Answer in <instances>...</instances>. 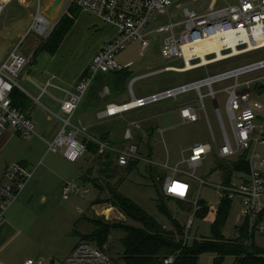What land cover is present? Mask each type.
<instances>
[{
    "label": "rangeland",
    "instance_id": "obj_1",
    "mask_svg": "<svg viewBox=\"0 0 264 264\" xmlns=\"http://www.w3.org/2000/svg\"><path fill=\"white\" fill-rule=\"evenodd\" d=\"M175 1L181 3L182 9L188 7L196 9L199 12H201L202 8H210L214 3V0H204L196 4L183 2V0ZM236 2L237 0H217L215 8L218 9ZM51 3L52 0H43V4L46 7L45 10L49 8ZM37 4L38 0H10L0 15V64L8 56L10 48L12 49L21 43L20 49L23 53L34 54L33 62L28 66L23 77L29 76L38 86L45 87L48 82L56 86L47 87V91L44 93L41 89H38V86H35L37 89L35 96L40 97L35 101L33 112L36 134L40 130V124H36L37 120H42V127H44V123H47L46 127L49 130L51 129L45 119L49 116L50 112L44 107V104L48 101L53 103L52 100H49V95L52 94L57 98L61 97L63 93L56 89L58 86L65 90H73L80 76L90 65L95 52H98L97 50L108 39L109 31H115L114 28L96 15L80 8L74 14L73 8L66 13H63L61 9L62 13L60 12L58 20L52 23L54 26L50 34L41 35L33 30L28 33L31 27H33ZM67 17H73L74 22L57 52L52 54L48 50H42L57 35L59 27H63V21ZM166 19L182 21V13L180 10L172 12ZM161 39L151 37V45L143 54L141 53L140 42L135 41L118 56V60L122 64H131L130 68L134 71L123 84V89L119 93L114 92L111 96V98L117 97L115 101L118 104L131 101L132 92H135L137 96L140 93L147 94L155 90L193 82L210 74L236 69L264 59V49H260L188 72L165 71L166 67H181L183 62L181 59L168 60L162 56ZM158 70L162 71L157 72ZM151 71H155L156 73L134 80L136 76ZM106 76L108 81L117 80L116 76L111 74H106ZM23 77L19 81L24 85L22 81ZM259 77H264V69L249 73L240 80L245 81ZM262 82L264 83V80ZM231 83L230 81L219 82L214 86L225 121H228V119L225 105L226 93L223 89ZM91 89L87 91L86 98ZM253 90L254 95L257 97L261 88L254 87ZM207 92L208 89L204 88L203 93L206 94ZM194 93L196 92H190L175 100L165 101L163 105H158L153 109L147 107L144 109L140 108L139 110L136 109L137 111L133 110L134 112H128L129 114L124 113V118L116 119L115 123H113L115 130L113 135L108 136L107 142L115 143V147L119 148V150L126 149L131 143L137 144L142 156L138 167L131 172H125V168L117 167L115 173L118 176L115 177H110V175L102 172L104 171L102 164L96 156L88 152L77 163H72L65 159L63 148L57 152H48L46 148H41L44 142L37 135L33 139L17 138L15 142L10 144L4 150L2 156L5 157L6 155V160L11 164L21 161L19 157L24 152L25 147L36 145V148H40V151L33 158L36 164L30 179L33 185L32 190L35 193L28 197L24 195V199L20 200L17 216H21L23 220L21 225L18 226V231L11 232L14 229H10L5 235L4 242L0 243L1 252L4 254L1 259L8 264H23L29 260H42L46 264L54 260L56 264H62L67 254L74 249L77 242L81 241V236L87 240L92 239V236L90 237L86 234H89L93 230V226L91 223H88L89 221L83 223L84 218L87 217V219L93 221L98 219L105 225L109 224L110 226L136 224L110 203L96 204L100 194L99 189L92 181L85 182L80 179L88 171L91 172L90 176L93 179L100 182L106 188L103 195L105 199L109 197L107 184L117 187L122 178H124L119 186V191L136 202L159 223L166 226L170 224L169 219L157 209L156 174L162 173L164 177L175 176L176 178L188 180L192 185L190 200L195 201L200 199L206 201L210 207L208 217L198 219L194 216L193 210H182L175 202H171L169 208L177 219L187 227L190 243L194 239L201 240L211 237L218 210L224 200L214 185L230 180L237 182L241 177L246 175L239 172L240 170L232 171L233 164L241 160V158L237 157L228 161H221L214 153H210L204 159L202 165L195 171L190 169L187 163L184 162V159L189 155L190 148L194 144L211 141V129L202 110H200V120L196 123L183 124L179 116L177 117V111L184 102L192 100L195 104L197 103V100H195L196 94ZM84 102L85 97L80 107H83ZM205 106L212 129L218 133L217 114L211 97L205 99ZM161 112L162 114L166 115L168 113L170 115L166 116V122L160 123V128L163 131L161 132L159 129H156L153 134L154 120L150 116L160 114ZM63 116L65 115L63 114ZM76 117L74 121H76ZM131 119L139 121L138 123L141 124L142 129L134 131L133 140H127L126 138L124 139L125 126L129 121L131 122ZM58 122L59 126H62V120L58 119ZM152 149L153 152H150ZM150 153L153 165H151V168L155 167V170H150V164L145 161V158ZM260 153L264 154V147L260 149ZM4 160L3 158L0 159V170L1 162ZM49 164L53 166L52 171L55 172L47 169ZM39 165V170H37ZM113 166H116L115 154ZM228 169H231L230 175L228 174ZM261 172L264 174V168L261 169ZM191 174L207 181V184L201 187L199 180L192 177ZM227 174L229 176H226ZM66 182L89 189V192L85 197L74 191L68 193L65 188ZM261 198L264 202V193ZM231 201V207L222 230L223 236L228 239L235 237V232L242 225L244 219L241 199L236 197ZM123 236V230H112L109 234L108 242L105 248H103L116 261L120 260L122 253L121 239ZM252 241L255 245L264 248V233H254ZM214 257L215 255L212 253H204L201 255L198 264H213ZM234 260L235 257H226L223 264H232Z\"/></svg>",
    "mask_w": 264,
    "mask_h": 264
},
{
    "label": "built area",
    "instance_id": "obj_2",
    "mask_svg": "<svg viewBox=\"0 0 264 264\" xmlns=\"http://www.w3.org/2000/svg\"><path fill=\"white\" fill-rule=\"evenodd\" d=\"M10 0H0V15ZM204 0H183L196 4ZM210 8H202L201 12L188 7L181 8V3L175 0H66L63 13L78 7L88 11L115 29L116 35L105 43L93 56L90 65L81 76L77 87L67 91L66 97L60 100L62 127L58 136L49 142L48 150L57 152L63 148L64 157L72 163H77L87 151L86 139L98 143L101 149H109L118 153V165L126 167L131 161L141 159L137 144L131 143L126 149L119 150L88 136L87 128L82 123L74 121L83 99L98 75L120 72L131 67L122 64L118 56L133 42H140L143 54L151 45V37L161 39V54L165 59H181L183 65L166 67L165 71L188 72L200 67L220 63L256 50L264 49V0H237L215 8V2ZM43 0H38L37 12L34 17L32 30L37 34L48 35L53 30L52 23L45 16ZM64 8V9H63ZM180 10L182 21L166 19L170 13ZM62 13V11H61ZM45 21H48L46 24ZM230 34L237 38L227 41ZM217 42L219 50L206 47L204 57L195 52L197 47ZM21 43L13 47L6 59L0 64V137L13 129L22 138L31 139L36 134L33 119L21 109L13 105L11 94L15 87L20 88L19 79L33 62L34 54H25L20 49ZM264 69V59L248 65L230 69L217 74H210L193 82L169 87L144 97H136L132 92V100L123 104H110L100 112V117L117 116L132 110L145 108L169 100L178 99L190 92H196L197 103L187 100L179 108V117L183 124L196 123L200 120V110L211 129L210 142L196 143L190 148L188 157L184 159L194 171L202 165L210 153L221 160H231L245 156L250 172L237 182L230 180L214 185L222 199L233 200L238 197L242 201V225L236 230L235 238H240L242 232L252 236L254 233H264L263 212L264 202V77L241 81L242 77L252 72ZM139 78V77H137ZM135 78L134 80H136ZM29 80H31L29 78ZM133 80V81H134ZM230 81L223 89L226 93V114L228 121L222 116L216 83ZM254 87L261 88L259 98L254 95ZM207 88L208 92L203 93ZM211 97L217 114L219 130L216 133L211 126L205 99ZM261 98V99H260ZM200 102V104H199ZM228 122V123H227ZM141 124L129 122L125 129V138L134 139V131L141 129ZM152 164V160L145 158ZM33 172L23 164L15 162L8 165L0 179V224L6 219L12 205L18 200L30 181ZM192 177L197 178L194 174ZM200 186L207 181L197 178ZM179 184L183 189H175ZM66 191H74L85 197L89 189L67 183ZM164 193L180 200H190L192 185L186 179L167 176L163 184ZM199 200V199H198ZM198 200L192 201L198 208ZM243 230V231H242ZM167 264L174 263V257H169ZM23 264H44L42 260H29ZM62 264H119L103 251L96 243L80 241L65 258Z\"/></svg>",
    "mask_w": 264,
    "mask_h": 264
},
{
    "label": "trees",
    "instance_id": "obj_3",
    "mask_svg": "<svg viewBox=\"0 0 264 264\" xmlns=\"http://www.w3.org/2000/svg\"><path fill=\"white\" fill-rule=\"evenodd\" d=\"M71 9H73L75 14L78 7H72ZM63 22V27H59L57 35L53 37L42 50H48L52 54L57 52L65 36L71 29L74 18L67 17ZM131 74L132 73L129 72L128 69L113 73L117 78V80H115L116 88H120V85L124 84ZM11 97L13 105L26 113L24 111V105L27 101L25 93L19 87H15ZM107 139V135H102L100 140H97L106 143ZM85 143L87 148L86 152L96 156L102 164L104 170L102 172L106 175H110V177L118 176V174L115 173L116 168L120 167L117 161L119 156L118 153L105 151L108 149H101L100 145L92 140L87 139L85 140ZM107 144L111 147L115 146V143L107 142ZM114 154L116 166H113ZM148 156L150 158L151 153ZM139 162L140 159L131 161L126 167H124L125 172H131L136 169ZM151 165L152 164L149 165L150 170L155 168H151ZM233 165L234 167L232 171L240 170L239 172H242L245 175L250 172L249 166L245 161V156H242L240 162H236ZM221 168L223 169L222 166ZM228 170V174L230 175L231 169ZM85 174L90 177V181H92L99 189L100 194L96 204L108 202L113 207H116L129 220L136 223L134 225L122 224L110 226L109 224L105 225L98 219L93 221L87 219V217L84 218L83 223L89 221L88 223H91L93 226V230L89 234H86L90 237L92 236V239L87 240L80 235L81 241L87 240L94 242L103 251H105L103 248H105L109 234L112 230L121 229L124 231V236L121 239L122 253L120 255V260L116 261L112 258L115 262L119 264H167L165 261L169 257H174V263L172 264H198L202 254L212 253L215 255L213 264H223L225 258L229 256L235 257L232 264H264V248L253 243V235L250 236L242 230L243 232L240 238L234 237L228 239L223 236L222 230L231 207V200H223L218 210L217 219L213 225L212 236L201 240L194 239L190 243L187 227L177 219L173 211L169 208V204L175 202L180 209L188 211L193 210L196 218L205 219L210 212L209 204L206 201L199 199L198 208H195L191 200H188V204L187 200H180L166 195L162 188L166 177H164L162 173L156 174L155 181L157 182L156 186L158 193L156 198L157 209L162 215L169 219L170 224L166 226L159 223L146 210L119 191V186L124 178H122V181L117 187L107 184V193L109 194V197L105 199L103 195L105 194L106 188L90 176V171ZM228 174L226 176H229ZM105 252L107 253V251Z\"/></svg>",
    "mask_w": 264,
    "mask_h": 264
},
{
    "label": "crops",
    "instance_id": "obj_4",
    "mask_svg": "<svg viewBox=\"0 0 264 264\" xmlns=\"http://www.w3.org/2000/svg\"><path fill=\"white\" fill-rule=\"evenodd\" d=\"M109 33L110 34L108 36V39L104 42V44L107 43L108 41H110L116 35L115 31H113V32L109 31ZM10 50H11V48H10ZM96 53L97 52H95V54ZM128 70H129V72L134 73V71L131 68H128ZM162 70H160V71L158 70L157 72H161ZM154 73H156V72L155 71H151V72H148L146 74H141L139 76H136L135 78L144 77L145 75L147 76V75H151V74H154ZM107 74L113 75V73H107ZM24 75H22L21 77H23ZM81 76H80V78H81ZM29 78H30L29 76H27L26 78L23 77L22 81H23L24 85L22 84L21 81H19V84H20L19 86H20V89L25 93V95L27 97V101H26V103L24 105V111L28 114V116H30L33 119L35 101H37L40 97L35 96L36 95L35 91H37L36 87L38 85L31 78H30L31 80H29ZM80 78H79V80H80ZM79 80L77 81V84H78ZM77 84H76V87H77ZM52 86L53 85H51V83L48 82L47 86H45V87L38 86V89H41L43 91V93H44V92L47 91V87H52ZM53 87H56V86H53ZM76 87H74L73 90H75ZM123 87H124V85L122 84V85H120V88H116L115 80L114 81H111V80L108 81L106 74L105 75L104 74L98 75L95 78V81L93 82V84L89 88V90L91 88L92 89L89 92L87 98L85 96V102L83 104V107H79V109H78V111L76 113V116H77L76 117V121L82 123V125L87 128L88 136L100 140V137L102 135H107V136L113 135V132L115 130L113 123H115L116 119L124 118L125 114L117 115V116L100 117L99 113L104 111L106 109V107L108 105H110V104H118L117 101H115L117 97H112L111 98V96H112V94L114 92H118L119 93L123 89ZM167 88H169V87H167ZM56 89L63 93L62 96L57 98L56 96L50 94L49 95V100H52L53 103L51 101H48V102H46L44 104V107L46 108V110L48 112H50V114L53 116L52 117L49 114V116L45 118L46 122L49 123V128H51V129L49 130L48 127H46L47 123H44V127H42V124H43L42 120H37L36 124H40V130H38L39 132H37V134H35V136H34V137H36V135H37V136L41 137L42 141L44 142L41 145V148H43V149L46 148V150L48 152H51V150L49 151L47 149V147L50 146L49 142L54 140L58 136V134H59V132L61 130V127H62V126H59L58 119L62 120V118L65 117V116H63V113L61 112L60 100H62V99H64L66 97L67 91H73V90H68V89L65 90V89H63V88H61L59 86ZM164 89H166V88H164ZM164 89H162V90H164ZM157 91H161V89L160 90H155L153 92H149L147 94L140 93L138 96L136 95L135 92H133V95L138 97V98H140V97L147 96V95L152 94V93L157 92ZM40 96H41V94H40ZM123 103H127V102H123ZM123 103H121V104H123ZM163 104L164 103L151 105V106H148L147 108L153 109L156 106L163 105ZM142 109H144V108H142ZM137 110H139V109H137ZM129 113H131V111ZM129 113H126V114H129ZM168 115H170V114L167 113L165 115V114H162V112H161L160 114L158 113V114H154L153 116H150V118L151 119L153 118V120H154L153 121L154 128L152 129V133L153 134H154L156 129H159L161 132L163 131L160 128V123L163 122V121L166 122V120H167L166 116H168ZM178 116H179V109L177 111V117ZM131 121L139 122V121H136V120H133V119H131ZM129 122L126 124L125 129L127 128ZM141 129H139V130H141ZM17 138H22V137L16 131H14L13 129H8L0 137V157L5 159L3 162H1L0 179H2L6 167L11 164V163L8 162V160H6L7 159L6 155H5V157L2 156L3 152L10 144L15 142ZM79 139H81L83 141L87 140L86 136L85 135H81V134L79 135ZM124 139H125V137H124ZM112 147L116 148L115 146H112ZM39 149L40 148H38V147L36 148V145H32L30 147H25L24 152L21 153L20 157H19V159L21 161H18V163L23 164L25 167H27L29 170H31L33 172L35 164H36V163H34L35 160L33 158H35L36 153L40 151ZM152 152H153V149H152ZM147 158H149L148 155H147ZM40 165L37 167V170H39ZM119 168H122V167L120 166ZM47 169L49 171H51V172H55V171H52L53 170V166H51V164L48 165ZM67 182L65 184H67ZM32 188H33L32 181L31 182L29 181L27 186H26V188H25V190L23 191L22 195L18 198V200L9 209V211L7 213V216H6V219L0 224V243L4 242V238H6L5 235L10 229H14V231H11V232L18 231V226L21 225L22 220H23L21 218V216H17L18 212H19L18 207H20V200L24 199V195H25V197H28L30 195H34L35 192H34V190H32ZM263 217H264V215H263ZM263 217H262V220H263ZM11 232H9V233H11ZM70 253L71 252H69V254ZM69 254H67V256ZM3 255L4 254H2L1 249H0V264H8L6 261L1 259L3 257ZM44 264H46V263L44 262ZM49 264H56V263H55L54 260H52Z\"/></svg>",
    "mask_w": 264,
    "mask_h": 264
},
{
    "label": "water",
    "instance_id": "obj_5",
    "mask_svg": "<svg viewBox=\"0 0 264 264\" xmlns=\"http://www.w3.org/2000/svg\"><path fill=\"white\" fill-rule=\"evenodd\" d=\"M66 0H52L51 5L45 10V16L51 22L58 20V16ZM58 22V21H57ZM82 181L89 182L90 177L84 174L81 178Z\"/></svg>",
    "mask_w": 264,
    "mask_h": 264
},
{
    "label": "bare ground",
    "instance_id": "obj_6",
    "mask_svg": "<svg viewBox=\"0 0 264 264\" xmlns=\"http://www.w3.org/2000/svg\"><path fill=\"white\" fill-rule=\"evenodd\" d=\"M44 22L46 24L48 23V21H45V20H44ZM235 38H237V36L235 34H230L229 37H228V39H227V41H229V42L232 43L233 42V39H235ZM206 47H210V48L212 47L214 49L219 50V47L220 46L218 45L217 42H212V43H209V44L205 45L204 47H197V48H195L194 49L195 52L189 53V55H192V54H196V55L197 54H200L201 56L204 57V53L207 50ZM204 60H206L205 57H204ZM174 188L175 189H183L184 187L183 186H180L179 184H176V185H174Z\"/></svg>",
    "mask_w": 264,
    "mask_h": 264
}]
</instances>
